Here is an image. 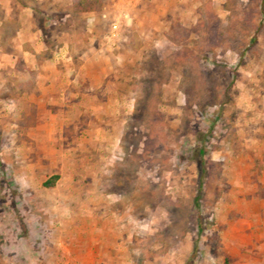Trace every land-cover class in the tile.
Returning a JSON list of instances; mask_svg holds the SVG:
<instances>
[{"label": "rangeland", "instance_id": "1", "mask_svg": "<svg viewBox=\"0 0 264 264\" xmlns=\"http://www.w3.org/2000/svg\"><path fill=\"white\" fill-rule=\"evenodd\" d=\"M71 2L63 99L0 2V264H264V0Z\"/></svg>", "mask_w": 264, "mask_h": 264}, {"label": "crops", "instance_id": "2", "mask_svg": "<svg viewBox=\"0 0 264 264\" xmlns=\"http://www.w3.org/2000/svg\"><path fill=\"white\" fill-rule=\"evenodd\" d=\"M48 1L49 0H0L2 4H4V2L6 3L5 8H7V10L9 9L7 11L8 16L13 14L12 7H14V5L12 3L13 2L18 3L17 7L20 10L18 11L17 17H15L16 21H14L13 23H17V25L19 26V30L17 28L18 33H20L24 37L23 42H26L28 49V52L26 53H31L35 58L40 56L49 57L46 60L47 62L45 61L47 65L43 66V68L45 67L49 69L48 78L50 79L49 80L50 83L47 87L44 88L46 92L49 91V93L47 94L51 95L50 93L52 92L55 93L58 99L59 98L63 99L64 98L63 95H65V93L69 91V96L71 97L73 96L74 98V96L76 97L79 96L80 92L74 91V89L77 88L75 86L76 78L70 80V75H72L73 71L76 70V68H72V63L69 62L71 61L72 58L71 55H74L73 53H75V52H71V50L73 51L74 46L77 44L78 40L84 42L86 38L89 39L91 35H89L87 31L80 33L79 35L78 33H75V31H73L74 33L72 32L70 33L71 35H69V33L67 34L66 32H61L60 29L59 32L57 31V34L53 36L54 43L52 42V40L50 42L48 39H46L43 34V28L37 24V16L42 15V19L45 15L47 18L48 16H51L50 12L52 13V11L47 8H50L52 6L49 5ZM56 1H60V0H56ZM70 4L74 6L72 2L69 3V5ZM55 5L57 6L58 12L62 11V9L68 6V4L62 5L60 3H57ZM67 11L68 12H66L65 16L60 18V20L53 19V17L55 18V16H53L51 18L52 23L58 24L60 21L64 22L63 20H65L66 22V20L68 19H69L68 21H74L75 19L74 17H72V11L70 10ZM82 16H85L83 12H82ZM47 18H46L47 22H51V19L48 20ZM73 23L75 24L76 22L74 21ZM58 47H61L60 54H62L61 56L62 60L56 59V57L58 56H55L56 53L55 51L57 50ZM57 62H63V64L66 65L65 70L63 69L58 70L56 65ZM76 71L81 72L80 69ZM60 77H62L63 79H61ZM93 77L91 76V78ZM75 264H85V263L82 262Z\"/></svg>", "mask_w": 264, "mask_h": 264}, {"label": "trees", "instance_id": "3", "mask_svg": "<svg viewBox=\"0 0 264 264\" xmlns=\"http://www.w3.org/2000/svg\"><path fill=\"white\" fill-rule=\"evenodd\" d=\"M102 6V0H75L74 7L79 11H93L100 9ZM58 175L52 176L45 185L51 186L55 183Z\"/></svg>", "mask_w": 264, "mask_h": 264}]
</instances>
